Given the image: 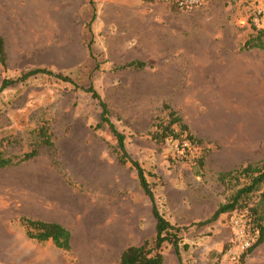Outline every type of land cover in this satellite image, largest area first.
Returning <instances> with one entry per match:
<instances>
[{"label": "rangeland", "instance_id": "obj_1", "mask_svg": "<svg viewBox=\"0 0 264 264\" xmlns=\"http://www.w3.org/2000/svg\"><path fill=\"white\" fill-rule=\"evenodd\" d=\"M261 11L264 0H207L193 10L156 0H0V35L8 52L0 84L38 67L75 82L38 74L0 93V152L15 162L0 167V264H120L127 246L154 237L151 205L136 170L118 162L110 127L98 126L102 108L84 89L90 85L127 133L128 152L146 169L161 212L185 228L180 255L166 243L163 264H245L233 214L200 222L247 180L223 184L203 167L199 158L211 148L196 132L207 112L218 127L229 122L228 132H242L241 120L250 129L262 128L264 100L250 102L255 110L248 115L234 110L231 117L224 109L242 107L249 88L261 93L264 81L257 76H264V68L246 62L235 75L229 66L219 84L211 69L218 49H240L256 35L254 18L260 20ZM142 60V68L127 66ZM227 90L237 102L212 98ZM203 93H211L205 102ZM170 110L202 143L183 151L176 142L152 139L158 125L171 120ZM44 125L54 145L16 163ZM257 201L254 196L249 205ZM25 217L56 219L71 231V248L29 237Z\"/></svg>", "mask_w": 264, "mask_h": 264}, {"label": "trees", "instance_id": "obj_2", "mask_svg": "<svg viewBox=\"0 0 264 264\" xmlns=\"http://www.w3.org/2000/svg\"><path fill=\"white\" fill-rule=\"evenodd\" d=\"M170 6L174 9H178L175 6ZM253 28L257 31L256 35L247 38L240 47L241 50L251 48L264 49V22H262L261 25L253 24ZM0 64L4 69L8 68V52L5 38L2 35H0ZM144 65L143 61H132L127 66L142 68ZM38 74L50 75L63 81L75 83L68 75L56 73L47 67H38L24 71L16 78L5 77L0 84V93L8 87L24 82L30 77ZM84 89L87 92L92 93L94 98L99 99L102 110L98 126L102 127L107 124L110 127L112 133L117 139L118 162L121 164L129 162L136 170L140 186L151 205L152 214L156 221L154 237L145 240L139 245L127 246L121 253L120 264H163L165 259L163 248L166 243L172 245L176 253L180 255L181 242L183 239L181 233L185 228L173 224L161 212L153 186L148 179L147 171L142 163L138 159L133 158L128 152L126 145L127 133L119 130L118 126L112 121L107 103L101 98L92 85L85 87ZM165 107L170 109L167 105H165ZM169 116L171 120L167 124L158 125L157 131L152 133V139L157 142H166L167 140H170L173 143H179L180 149L183 151L190 148L188 147L189 145L202 143V140L198 139L190 131L189 125L182 117L177 115V112L170 110ZM175 124L180 126L179 131L175 130ZM35 133L39 140H36L31 151L26 153L16 163L35 157L38 154L39 147L42 145H54L48 125L40 127ZM184 141L188 142L187 146L183 145ZM199 159L200 164L204 167L205 157L201 156ZM14 164L13 157H6L0 152V167H8ZM217 178L223 184H227L232 179H235L237 181L236 183H241L242 178L247 181L237 188L236 192L227 202L221 203L209 219L205 220V222H200V224L217 220L224 213H228L229 215L238 213L243 216L247 222L248 233L254 238L251 247L243 251V257L245 258L256 247L264 242V162L249 163L233 170L220 172L218 173ZM254 196L258 198V201L253 206H250L249 202ZM22 221L27 227L29 237L35 238L39 241L51 240L55 246L60 249L69 250L71 248V231L63 224L26 217L23 218Z\"/></svg>", "mask_w": 264, "mask_h": 264}, {"label": "crops", "instance_id": "obj_3", "mask_svg": "<svg viewBox=\"0 0 264 264\" xmlns=\"http://www.w3.org/2000/svg\"><path fill=\"white\" fill-rule=\"evenodd\" d=\"M58 11L59 10H56V15L59 13ZM70 13L71 12L69 11L68 14ZM75 14L76 10L74 9L73 15L75 16ZM226 56V60L223 61L222 58ZM198 61L205 62V59H198ZM246 62H253L258 68H264V49L251 48L246 51H241L238 48L222 47L218 49V61L213 62L211 68L213 71V79L218 81L219 84L223 80L226 70H228L229 66L234 68V71L232 70L231 72L236 75V70H239L238 68ZM254 68L255 67L252 69ZM260 77L264 78L261 72H259L257 76V82L264 81V79H259ZM219 88L220 86L218 85V89ZM249 89L252 94L244 96L247 98H243V101H241L242 107L238 108L235 106L234 109H224L225 113L231 111L232 117L235 111L244 112L245 115L250 114V111H254V106L249 105V103H255L258 100H264V86H262L261 91L259 90V92H261L259 94L253 93L254 91L252 88ZM246 90L247 88L245 89V92ZM212 95V98L217 97L220 99L223 97L224 102L229 101V104H231L233 98L235 102L238 101V99L233 94L228 93V90L225 93H220L219 91L214 92ZM207 96L211 97V93H203L201 95V98L204 100L203 102L207 100V98H205ZM261 103L264 104V101ZM225 107L228 108L227 106ZM220 111H218V113ZM208 114L209 112L201 116L200 122H203L200 126H198L196 134L203 140V143L207 144L211 148L205 158L204 165V167L208 169L210 173H214L215 176H218V173L223 171L233 170L249 163L264 161V121H261L262 128L255 130L246 127L247 120H241L238 123L242 124L243 126L242 128L239 127L242 132L238 133L234 130L228 132L225 129L227 128L229 122L225 125L221 124V127H218V120H216V117L213 116L212 118H206ZM262 119H264V115ZM234 127L235 126H232L231 128ZM50 221L56 222V219H50ZM256 255H258V257L254 258ZM44 261H46V259ZM245 264H264V242L256 247L246 257Z\"/></svg>", "mask_w": 264, "mask_h": 264}, {"label": "built area", "instance_id": "obj_4", "mask_svg": "<svg viewBox=\"0 0 264 264\" xmlns=\"http://www.w3.org/2000/svg\"><path fill=\"white\" fill-rule=\"evenodd\" d=\"M156 1H160L168 5L175 6L176 8L181 10H193L199 7L200 5L204 4L207 0H156ZM260 15H261L260 20L262 19V22H264V11H261ZM260 20L258 17L254 18L255 24H259ZM183 145L187 146L188 142L184 141ZM177 146L178 148H180L179 143H177ZM232 223L241 241L240 247L242 251L247 250L253 244L254 238L248 233L246 219L243 218V216H241L240 214L234 213L232 215Z\"/></svg>", "mask_w": 264, "mask_h": 264}]
</instances>
